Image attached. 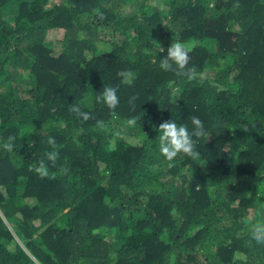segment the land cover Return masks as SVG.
<instances>
[{
    "label": "trees",
    "instance_id": "1",
    "mask_svg": "<svg viewBox=\"0 0 264 264\" xmlns=\"http://www.w3.org/2000/svg\"><path fill=\"white\" fill-rule=\"evenodd\" d=\"M175 41L196 79L160 68ZM194 116L166 161L160 125ZM257 224L264 0H0V264H264Z\"/></svg>",
    "mask_w": 264,
    "mask_h": 264
},
{
    "label": "clouds",
    "instance_id": "2",
    "mask_svg": "<svg viewBox=\"0 0 264 264\" xmlns=\"http://www.w3.org/2000/svg\"><path fill=\"white\" fill-rule=\"evenodd\" d=\"M192 46L180 41L172 42L167 49V54L160 60V68L164 71H176L177 74L187 76L188 80L196 79L198 74L194 69L183 71L190 60V52ZM163 51V49H162ZM121 83L124 85H131L134 79V73L130 71H123L119 73ZM99 102L104 103L109 109H115L119 103L117 90L114 87H105L102 94L97 97ZM72 111L84 120H88L89 114L81 111L80 107L72 108ZM191 128L185 124H177L174 120L164 122L160 125L159 132V153L163 158L171 162L174 158L180 155L187 157H196L198 152L196 150V139L208 135V130L205 123L199 117L191 118ZM14 137H9L8 141L2 145L5 150L12 151L14 147H18L14 142ZM49 145L55 144V138L49 137L47 140ZM57 158L55 152L48 153L47 159L54 162ZM37 171L44 175L47 171V165L43 161L38 162ZM252 239L257 243L264 245V225L257 224L252 232Z\"/></svg>",
    "mask_w": 264,
    "mask_h": 264
}]
</instances>
